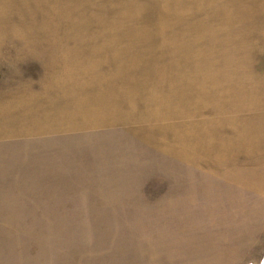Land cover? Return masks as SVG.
Returning a JSON list of instances; mask_svg holds the SVG:
<instances>
[{
  "label": "rangeland",
  "instance_id": "obj_1",
  "mask_svg": "<svg viewBox=\"0 0 264 264\" xmlns=\"http://www.w3.org/2000/svg\"><path fill=\"white\" fill-rule=\"evenodd\" d=\"M264 0H0V264H260Z\"/></svg>",
  "mask_w": 264,
  "mask_h": 264
},
{
  "label": "water",
  "instance_id": "obj_2",
  "mask_svg": "<svg viewBox=\"0 0 264 264\" xmlns=\"http://www.w3.org/2000/svg\"><path fill=\"white\" fill-rule=\"evenodd\" d=\"M260 264H264V257H263V259H262V261H261V263Z\"/></svg>",
  "mask_w": 264,
  "mask_h": 264
}]
</instances>
